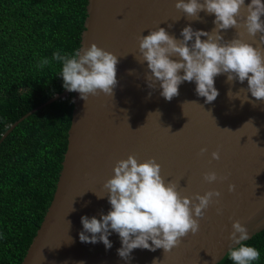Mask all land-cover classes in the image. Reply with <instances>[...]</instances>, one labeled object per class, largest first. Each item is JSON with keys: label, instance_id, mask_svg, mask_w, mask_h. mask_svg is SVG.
I'll return each instance as SVG.
<instances>
[{"label": "water", "instance_id": "obj_1", "mask_svg": "<svg viewBox=\"0 0 264 264\" xmlns=\"http://www.w3.org/2000/svg\"><path fill=\"white\" fill-rule=\"evenodd\" d=\"M176 2L88 0L80 49L95 43L118 56L113 97L101 93L85 101L78 92L65 89L21 117L0 139L1 145L29 116L73 94L72 122L59 180L22 264H153L154 260L159 264H219L229 252V236L236 220L249 229L248 240L264 230V101H256L248 92L252 102L242 105L247 81L226 83L227 74L215 77L219 96L212 103L197 95L194 81L182 83L179 95L168 101L160 95L158 83L155 88L148 86L147 63L137 60V38L151 30L165 28L180 40L181 30L189 25L209 32L215 27L214 14L201 12L203 22L195 21V17H184ZM249 3L251 0H245ZM242 15H246L243 10ZM238 31L242 33L239 37L235 28L221 30V43L241 38L254 47L264 46L259 45V35L253 38L244 29ZM241 88L245 89L239 93L241 99L228 97L230 89L234 98ZM250 120L253 123L246 124ZM202 148H207L203 155ZM217 150L220 160L212 159ZM129 155L141 163L155 157L162 166L161 175L166 182L177 183L181 196L194 198L213 189L222 195L220 204L206 210L200 231L182 238L179 247L171 252L135 249L131 260L125 261L117 254L122 246L117 233L109 236L111 249L102 242L82 243L79 233L83 231L82 216L99 219L110 211L108 191L103 186L113 177L116 162ZM213 171L227 179L209 184L204 174ZM230 184L236 185L235 192L229 191ZM218 207L223 209L222 215L217 214Z\"/></svg>", "mask_w": 264, "mask_h": 264}, {"label": "clouds", "instance_id": "obj_2", "mask_svg": "<svg viewBox=\"0 0 264 264\" xmlns=\"http://www.w3.org/2000/svg\"><path fill=\"white\" fill-rule=\"evenodd\" d=\"M175 7L185 13L184 17H195V21L203 22L199 15L201 12L214 14L215 27L209 32L194 30L189 25L181 30L183 39L180 40L162 27L151 30L147 36L140 35L137 38L140 58L136 59L141 64L147 63L148 86L155 88L158 83L162 89L160 95L171 101L179 95L182 83L194 81L197 95L206 98V103H212L219 96L215 77L227 74L226 83L238 80L241 84L247 81L248 85L243 99L239 93L244 88L235 93L234 98L230 89V99H241L242 105L244 102L251 103L247 95L250 92L256 101H264V46L254 47L241 38L221 43L224 41L221 30L235 28L238 37L242 35L238 30L244 29L253 38L259 35V45H264V20L261 19L264 17V0H251L247 5L245 0H177ZM242 10L246 15H242ZM52 60L62 64L60 77L67 91L78 92L85 101L90 95L101 93L113 97L118 83L117 55L93 43L89 48L78 49L71 56L57 51L53 53ZM47 64L49 60L45 58L39 66ZM132 72L130 70L129 74ZM250 122L253 123L250 120L246 124ZM168 129L171 131L170 127ZM206 152L207 148H202L200 154ZM211 155L214 160L221 158L219 150ZM161 171L162 166L155 157L142 163L135 155L118 160L113 177L103 186L108 191L111 209L107 214L102 213L99 219L87 215L81 217L83 231L79 233L80 241L91 244L102 242L106 249H111L113 245L109 236L115 232L122 243L117 254L129 261L135 249L156 251L162 248L164 252H171L189 233L197 234L200 220L205 217L209 206L220 204L221 192L213 189L203 195L197 193L194 198L181 196L177 183L166 182ZM218 179L226 180L227 177H219L214 171L204 174V180L209 184ZM235 190L236 185L230 184L229 191ZM217 214L222 215L223 209L218 207ZM68 222L71 227V222ZM232 229L228 257L235 264H252L258 260L260 252L243 243L250 238L247 226L236 220ZM153 264H159V260H154Z\"/></svg>", "mask_w": 264, "mask_h": 264}, {"label": "trees", "instance_id": "obj_3", "mask_svg": "<svg viewBox=\"0 0 264 264\" xmlns=\"http://www.w3.org/2000/svg\"><path fill=\"white\" fill-rule=\"evenodd\" d=\"M88 0H0V139L61 94L53 53L81 47ZM47 58L49 64L40 67ZM73 94L21 122L0 145V264H22L52 202L68 146ZM260 252L264 230L243 242ZM219 264H235L228 254Z\"/></svg>", "mask_w": 264, "mask_h": 264}]
</instances>
